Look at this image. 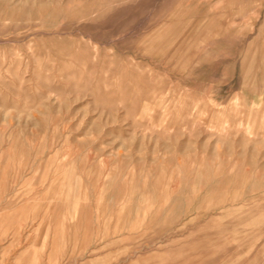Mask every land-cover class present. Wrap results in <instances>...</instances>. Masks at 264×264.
<instances>
[{
    "label": "rangeland",
    "instance_id": "374dc122",
    "mask_svg": "<svg viewBox=\"0 0 264 264\" xmlns=\"http://www.w3.org/2000/svg\"><path fill=\"white\" fill-rule=\"evenodd\" d=\"M0 264H264V0H0Z\"/></svg>",
    "mask_w": 264,
    "mask_h": 264
}]
</instances>
